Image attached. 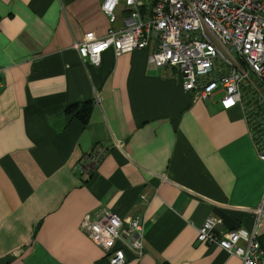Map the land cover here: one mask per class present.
I'll list each match as a JSON object with an SVG mask.
<instances>
[{
	"label": "crops",
	"instance_id": "crops-1",
	"mask_svg": "<svg viewBox=\"0 0 264 264\" xmlns=\"http://www.w3.org/2000/svg\"><path fill=\"white\" fill-rule=\"evenodd\" d=\"M99 1L0 0V264H108L79 229L97 210L144 222L142 254L124 249L123 264H239L195 241L207 216L218 234L256 227L264 255L256 132L221 91H184L150 47L82 62L72 43L108 28ZM87 100L85 125L64 112ZM95 145L91 173L74 171Z\"/></svg>",
	"mask_w": 264,
	"mask_h": 264
},
{
	"label": "built area",
	"instance_id": "built-area-1",
	"mask_svg": "<svg viewBox=\"0 0 264 264\" xmlns=\"http://www.w3.org/2000/svg\"><path fill=\"white\" fill-rule=\"evenodd\" d=\"M99 7L108 22L105 34L97 38L86 32L72 43L82 62L98 65L107 48L118 55L150 47L147 61L174 67L184 91L201 98L221 91L223 109H241L264 162V0H100ZM104 152L95 145L73 170L88 176ZM262 211L264 195L254 210L256 216ZM143 223L97 210L83 216L79 229L103 249L108 264H123L124 249L135 257L142 254ZM215 223L212 216L204 218L195 241L216 245L239 264H264L256 227L218 234Z\"/></svg>",
	"mask_w": 264,
	"mask_h": 264
},
{
	"label": "trees",
	"instance_id": "trees-1",
	"mask_svg": "<svg viewBox=\"0 0 264 264\" xmlns=\"http://www.w3.org/2000/svg\"><path fill=\"white\" fill-rule=\"evenodd\" d=\"M92 109V102L90 100L83 101L81 103H72L64 108L66 114H70L75 117L80 123L85 125L89 119Z\"/></svg>",
	"mask_w": 264,
	"mask_h": 264
}]
</instances>
